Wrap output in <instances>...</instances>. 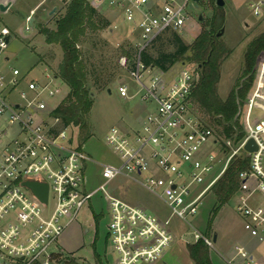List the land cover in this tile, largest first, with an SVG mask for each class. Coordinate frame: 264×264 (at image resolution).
<instances>
[{"label": "built area", "instance_id": "obj_1", "mask_svg": "<svg viewBox=\"0 0 264 264\" xmlns=\"http://www.w3.org/2000/svg\"><path fill=\"white\" fill-rule=\"evenodd\" d=\"M99 1L139 31L140 52L168 34L183 32L193 21L190 10L196 4L195 0ZM91 5L97 8L94 2ZM263 5H250L255 17ZM30 20L26 32L31 30ZM10 36L7 28L0 32L2 51ZM173 69L146 67L139 57L132 72L145 116L136 132L110 130L106 146L119 163L102 165L105 183L87 193L86 164L94 162L76 143L72 129L64 128L53 115L58 106L51 107L50 102L58 94L57 79L46 75L45 81L27 85L18 70H13L11 79L0 71V264H57L64 236L99 192L109 205L108 240L116 264H154L175 243L171 221L196 215L232 162L244 157L248 168L240 173V188L230 202L235 203L248 242L237 244L226 263L264 264V61L257 67L245 107L246 138L238 146L225 143L227 150L193 110L191 96L198 75L186 66L178 72ZM23 85L27 91L20 90ZM16 93L19 98L10 101ZM118 93L130 98L127 85ZM250 140L257 147L252 154L245 151ZM232 150L223 165L220 154ZM122 179L162 201L169 220L162 222L154 211L110 195L107 186ZM29 183L48 187L47 204L26 186ZM194 238L195 243L203 241L215 249L213 238L197 230Z\"/></svg>", "mask_w": 264, "mask_h": 264}, {"label": "rangeland", "instance_id": "obj_2", "mask_svg": "<svg viewBox=\"0 0 264 264\" xmlns=\"http://www.w3.org/2000/svg\"><path fill=\"white\" fill-rule=\"evenodd\" d=\"M41 1L44 0H0V7L8 8L7 11L0 10V32L7 28L11 33L7 48L0 54V71L11 79L13 70H18L20 79H24L27 85L33 81H45L46 75L56 77L63 58L61 48L48 46L39 30L44 27L55 28V21L65 13L66 0H48L35 15V24L30 32L25 31L28 25L27 15ZM90 1L97 5V8H94L99 11V21L104 27L99 32H89L82 46L84 60L91 73L89 90L93 93V107L88 116L86 131L71 128L83 153L96 163L86 164L84 185L86 193L98 190L105 183L102 165L119 163V158L106 146L105 140L110 130L119 128L125 132H136L140 127V118L145 116L144 105L138 95L140 87L135 82L132 72V65L140 57L139 53L138 56L135 55V50L140 52L138 47L141 42L140 33L126 22L123 16L109 10L99 0ZM224 1L226 3L224 8H218L216 0H202L195 4L190 10L193 21L188 22L185 30L177 34L186 45H192L202 31H210L211 24L217 17L220 18L219 23L222 24L221 30H224V35L219 37V41L227 49L228 54L222 64L219 94L222 98H227L241 77L249 44L264 34V14L254 16L250 7L253 0ZM54 8H57V11L50 17ZM105 22L108 23L107 26ZM172 41L171 34L166 35L148 48L149 55L157 59L160 53L173 54L176 49ZM126 52L132 57L127 56ZM263 61L264 56L261 59V62ZM182 66L197 70L195 64L184 61H180L172 69L178 72ZM94 80L102 82L94 87ZM145 81L148 82L149 79L146 78ZM122 85L128 86L130 98L120 97L118 88ZM54 88L58 90V94L55 99L50 100L51 107L59 106L69 93V88L59 79L55 81ZM20 90L27 91V86L23 85ZM18 98L16 93L9 99L13 101ZM233 151L228 155L220 154L223 165ZM196 189L193 187V190ZM106 190L110 195L133 206L154 211L162 222H167L170 218V212L162 201L131 181L123 179L115 181L108 185ZM234 206V202H229L219 208L212 191L205 196L196 215L188 216L185 221L174 218L170 228L179 236L178 242L185 247L187 243L195 241V230L201 235L208 236L210 227L212 236L218 234L215 249L220 254L229 256L235 239L248 242ZM214 208L219 209L216 214L213 213ZM109 222V205L104 193L99 192L64 236L57 264H116L117 255L108 240ZM210 254L215 257L217 264H223L217 260L220 257L216 252Z\"/></svg>", "mask_w": 264, "mask_h": 264}, {"label": "trees", "instance_id": "obj_3", "mask_svg": "<svg viewBox=\"0 0 264 264\" xmlns=\"http://www.w3.org/2000/svg\"><path fill=\"white\" fill-rule=\"evenodd\" d=\"M65 2V13L55 21V28L44 27L39 31L45 37L48 46L60 47L63 52L56 78L69 88V93L53 115L62 121L64 128L70 127L84 132L87 130L88 116L93 107V93L89 90L91 73L84 60L82 46L89 32H99L104 27L99 21V11L88 0ZM220 21L217 17L211 24L210 31H202L189 46L177 33H172V42L176 49L173 54L160 53L159 57L154 59L149 55L148 49L142 52L134 50L136 56L140 54L143 65L164 72L175 67L180 61L197 66L195 73L199 79L191 96L193 110L204 124L215 132L218 141L227 150L225 143L230 142L233 146H238L246 138L243 125L245 107L254 84L257 67L264 56V34L249 44L241 77L227 98H222L219 94V84L222 64L228 53L218 38V34L222 32ZM107 24L105 22V26ZM126 55L131 56L129 52H126ZM133 68L135 64L132 65ZM101 82L94 80L93 86L97 87ZM247 168L246 157L236 159L213 188L219 208L227 205L238 191L239 175ZM218 211V208H214L213 213L216 214ZM211 236L212 230L209 227L207 237ZM187 249L195 264H213L210 250L203 241L189 244Z\"/></svg>", "mask_w": 264, "mask_h": 264}, {"label": "crops", "instance_id": "obj_4", "mask_svg": "<svg viewBox=\"0 0 264 264\" xmlns=\"http://www.w3.org/2000/svg\"><path fill=\"white\" fill-rule=\"evenodd\" d=\"M47 1L48 0H44V1H41L34 9H32L31 11H30V13H29V15H27V17H26V21L29 19V18H31V20H30V26H31V28L34 26V24H35V19H34V17H35V15L37 14V12L40 10V8L42 7V6H44L46 3H47ZM89 1V0H88ZM254 2H252V3H258V2H263L264 3V0H259V1H257V0H253ZM263 7H264V5H263ZM54 9H57V8H54ZM53 9V10H54ZM262 13L261 14H264V9H262V11H261ZM52 13V12H51ZM50 13V14H51ZM34 14V15H33ZM50 17H51V15H50ZM33 23V24H32ZM32 24V25H31ZM3 72V71H2ZM4 73V72H3ZM56 78V77H55ZM57 79V78H56ZM58 80V79H57ZM88 231V230H87ZM86 231V232H87ZM176 235V234H175ZM215 236L217 237V242H218V234H213V236H211V238H213V241H214V238H215ZM239 235H237V237H238ZM178 239H179V236H177L176 235V240H175V243L171 246V248H169L166 252H165V254H164V256H163V258L160 260V261H158V262H156V263H154V264H195L194 263V261L190 258V255H189V252H188V249H187V245H189V244H196L195 243V241L193 242V243H187L186 244V246L184 247V246H182L179 242H178ZM245 240H242V241H240V239H235V243H234V246L232 247V251L229 253V256H224V255H222V254H220L216 249H214V250H210V253L211 252H216L218 255H219V259H217V260H219L220 262H222L223 264H227L226 262H227V260L229 259V258H231L232 256H233V251H234V248L236 247V245L237 244H239V243H242V242H244ZM214 244H216L215 242H214ZM210 257H211V261H212V263L213 264H217V262H216V260H215V257L212 255V254H210Z\"/></svg>", "mask_w": 264, "mask_h": 264}, {"label": "water", "instance_id": "obj_5", "mask_svg": "<svg viewBox=\"0 0 264 264\" xmlns=\"http://www.w3.org/2000/svg\"><path fill=\"white\" fill-rule=\"evenodd\" d=\"M202 0H195V3L198 4L200 3ZM216 5L218 8H224L226 3L224 0H216ZM1 11H7L8 8H5L3 6L0 7ZM57 9H54L52 11V13L50 14L51 16H53L56 13ZM200 21H202V18H200ZM33 24V23H32ZM31 24V25H32ZM224 35V30H222V32L220 34H218V38L222 37ZM11 40V36L6 38V45L8 46L9 42ZM2 53V50L0 49V54ZM245 151L249 154L254 153L255 151H257V147L256 144L253 140H250L247 145L245 146ZM26 186L28 188H30L34 194L45 204L48 203V187L46 185H40V184H35V183H29L26 184ZM214 242H217V237L215 236L214 238Z\"/></svg>", "mask_w": 264, "mask_h": 264}]
</instances>
